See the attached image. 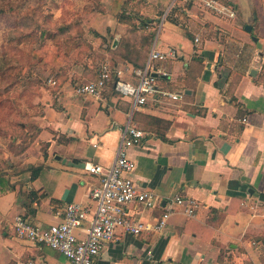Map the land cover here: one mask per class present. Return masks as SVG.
Listing matches in <instances>:
<instances>
[{"label": "crops", "instance_id": "crops-1", "mask_svg": "<svg viewBox=\"0 0 264 264\" xmlns=\"http://www.w3.org/2000/svg\"><path fill=\"white\" fill-rule=\"evenodd\" d=\"M216 1L235 15L191 0L165 17L171 0H124L126 17L116 18L107 4L90 18L98 53L117 80L135 82L133 71L152 49L175 57L153 62L158 92L139 108L113 84L100 98L75 94L103 66L76 64L50 80L55 91L44 92L39 118L43 153L21 158L17 172L19 162L7 161L0 176V264H68L61 253L19 237L15 218L46 229L63 220L68 204L91 206L100 180L85 164L110 166L129 125L146 134L130 150L131 178L160 202L130 206L132 213L152 223L179 196L199 208L192 217L177 206L160 233L119 229L95 264H264V3L260 13L257 2Z\"/></svg>", "mask_w": 264, "mask_h": 264}, {"label": "rangeland", "instance_id": "rangeland-1", "mask_svg": "<svg viewBox=\"0 0 264 264\" xmlns=\"http://www.w3.org/2000/svg\"><path fill=\"white\" fill-rule=\"evenodd\" d=\"M227 1L257 2L260 13L264 3ZM123 2L106 3L116 18L127 15L126 9L119 11ZM106 5L102 0H0L2 8L12 10L0 15V176L8 169L7 161L19 162L17 172L24 169L21 158L29 160L43 153L39 118L44 92L52 95L55 91L50 80L76 64H106L95 45L100 38L90 20L105 12ZM108 44L111 48L112 41Z\"/></svg>", "mask_w": 264, "mask_h": 264}, {"label": "built area", "instance_id": "built-area-1", "mask_svg": "<svg viewBox=\"0 0 264 264\" xmlns=\"http://www.w3.org/2000/svg\"><path fill=\"white\" fill-rule=\"evenodd\" d=\"M191 0H171L165 17L175 10L184 9ZM203 5L220 15L233 17L232 9L219 4L216 0H200ZM196 42H199L196 39ZM175 54L164 55L152 49L148 61L143 68L136 69L133 74L135 82L117 80L113 82V73L108 66H103L95 81L77 86V96L100 98L102 93L113 84L114 91L121 97L130 98L133 107L144 106L148 99L158 92L156 78L152 74L153 62L163 61ZM55 84V82H53ZM173 101H181L183 94H164ZM146 134L135 126H127L122 133L114 162L103 167L93 162L85 164V171L99 178L100 183L90 193L91 206L80 203H70L65 207L63 220L46 229L39 228L23 216L14 221L17 235L25 240L46 245L61 253L68 264H95V259L101 253L104 243L115 239L117 231L138 236L143 233L162 232L171 216L182 207L188 216H195L199 204L195 200L175 198L170 202L165 212L154 222H144L138 215L132 213L130 206L155 208L160 205L158 198L152 193L140 190L131 174L136 164L130 158V150L139 146ZM82 231L84 236H79Z\"/></svg>", "mask_w": 264, "mask_h": 264}, {"label": "trees", "instance_id": "trees-1", "mask_svg": "<svg viewBox=\"0 0 264 264\" xmlns=\"http://www.w3.org/2000/svg\"><path fill=\"white\" fill-rule=\"evenodd\" d=\"M10 12H12V10L11 9H6V8H2V6H0V15H4V14H6V13H10ZM124 17H126L125 15H122L120 18L122 19V18H124ZM120 18H119V20H120ZM113 75H114V73H113ZM115 81H117V78H113V82H115ZM26 150V148H23L21 151H20V153L22 152V151H25ZM32 170V169H31ZM33 171V177H36V171L37 170H32ZM1 175H2V173H1Z\"/></svg>", "mask_w": 264, "mask_h": 264}, {"label": "water", "instance_id": "water-1", "mask_svg": "<svg viewBox=\"0 0 264 264\" xmlns=\"http://www.w3.org/2000/svg\"><path fill=\"white\" fill-rule=\"evenodd\" d=\"M246 31L247 32H251L252 31V28L250 27V26H246ZM256 40V39H255ZM255 74V71L253 72V74L252 75H254Z\"/></svg>", "mask_w": 264, "mask_h": 264}]
</instances>
